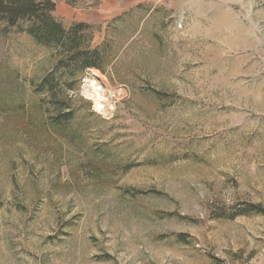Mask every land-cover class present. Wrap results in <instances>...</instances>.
Here are the masks:
<instances>
[{
  "label": "rangeland",
  "instance_id": "374dc122",
  "mask_svg": "<svg viewBox=\"0 0 264 264\" xmlns=\"http://www.w3.org/2000/svg\"><path fill=\"white\" fill-rule=\"evenodd\" d=\"M51 1L69 54L0 18V264H264V0Z\"/></svg>",
  "mask_w": 264,
  "mask_h": 264
},
{
  "label": "trees",
  "instance_id": "16d2710c",
  "mask_svg": "<svg viewBox=\"0 0 264 264\" xmlns=\"http://www.w3.org/2000/svg\"><path fill=\"white\" fill-rule=\"evenodd\" d=\"M55 8L51 0H0V18L6 20L8 26H15L21 20H30L31 25L25 30L36 43L48 47L58 48V53H71L79 48L77 33L65 30L62 25L52 16ZM79 28L84 24L76 25ZM75 28V27H74ZM88 50V51H87ZM78 51L81 60V69L97 67L87 57L88 54L96 55V51ZM63 62V61H60Z\"/></svg>",
  "mask_w": 264,
  "mask_h": 264
},
{
  "label": "bare ground",
  "instance_id": "6f19581e",
  "mask_svg": "<svg viewBox=\"0 0 264 264\" xmlns=\"http://www.w3.org/2000/svg\"><path fill=\"white\" fill-rule=\"evenodd\" d=\"M98 91H99V88H93V92L90 95L93 97L95 107L98 110L102 111L104 109V106L102 105V102L100 100L101 95Z\"/></svg>",
  "mask_w": 264,
  "mask_h": 264
}]
</instances>
